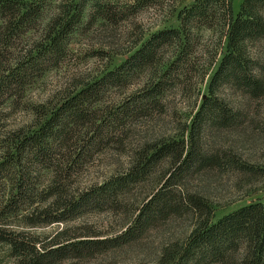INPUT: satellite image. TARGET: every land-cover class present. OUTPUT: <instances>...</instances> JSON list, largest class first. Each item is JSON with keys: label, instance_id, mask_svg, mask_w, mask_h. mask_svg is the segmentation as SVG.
<instances>
[{"label": "trees", "instance_id": "obj_1", "mask_svg": "<svg viewBox=\"0 0 264 264\" xmlns=\"http://www.w3.org/2000/svg\"><path fill=\"white\" fill-rule=\"evenodd\" d=\"M53 5L56 14L43 26ZM142 7L129 13L97 0H0V244L19 264L92 258L137 243L161 223L186 215L196 218L194 229L165 250L167 264H264L263 202L215 222L214 207L188 189L192 177L209 171L264 178V169L245 164L230 150L204 147L213 132H236L249 118L219 96L222 89L252 102L264 99L262 53L253 50L264 51V0H243L238 13L233 0H197L180 11L177 28L140 37L122 53L128 58L120 66L75 86L55 105L34 107L30 124L6 127L4 109L23 101L67 60L71 37L87 12L83 28L117 24ZM209 69L214 74L207 83ZM204 83L207 96L178 137L142 144L122 171L88 187L76 185L97 155L113 149L128 153L133 127L165 116L169 97L179 88ZM126 88L135 90L117 104L107 102L113 90ZM154 180L148 198L127 209L134 192ZM101 212L130 214V224L106 239L67 227L44 241L27 231ZM11 219L20 220L22 230L12 228Z\"/></svg>", "mask_w": 264, "mask_h": 264}, {"label": "rangeland", "instance_id": "obj_2", "mask_svg": "<svg viewBox=\"0 0 264 264\" xmlns=\"http://www.w3.org/2000/svg\"><path fill=\"white\" fill-rule=\"evenodd\" d=\"M97 1L115 3L129 13L142 5L143 7L117 24L101 21L91 28H83L87 26L90 18L87 12L82 28L71 37L67 60L59 68L44 75L27 92L23 101L17 104L11 102L13 105L4 109L8 129H18L30 124L34 119V107L55 105L75 86H83L120 66L128 58L122 53L130 51L140 37L143 36L147 40L150 35L158 31L177 28L180 11L192 6L197 0ZM242 2L243 0H233L236 13L239 12ZM56 11L53 5L46 12L43 26L50 21ZM253 50L254 55L262 53L264 66V51L260 46ZM212 70L209 69L211 75L209 74L207 83L214 74ZM207 89L206 83L190 85L187 89L179 88L169 97V111L165 116L157 120L141 121L133 127L128 141L129 148L126 147L129 154L125 152L121 154L113 149L97 155L91 163L86 164L85 171L81 173L76 185L88 187L102 182L117 171H122L128 165L130 153L142 144L178 137L198 111L207 96ZM134 90L135 88L113 90L106 100L112 105L117 104ZM219 96L232 108L246 110L249 118L242 129L236 132H213L204 140V147L230 150L245 164L259 170L264 169V99L252 102L231 88L222 89ZM41 181H43L42 177ZM155 183L156 180L138 188L131 196V201L127 203V209L132 211L144 202ZM188 189L203 196L214 207L215 222L242 207L258 202L264 203V178L248 173L209 171L192 177L188 182ZM129 215L125 212L90 213L66 225L54 224L26 230L44 241L50 240L58 231L67 227L74 231H88L100 239L115 238L127 229L131 221ZM195 223L196 218L193 215L173 217L152 229L137 243L92 258L67 260L60 264H167L165 250L184 241L194 229ZM9 224L13 225L11 227L15 230H22L23 225L20 220L11 219ZM0 264H19L11 255L9 247L4 244H0Z\"/></svg>", "mask_w": 264, "mask_h": 264}]
</instances>
